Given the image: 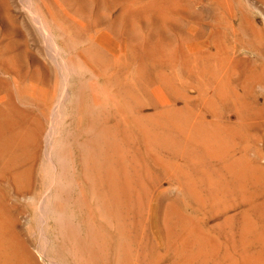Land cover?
Returning a JSON list of instances; mask_svg holds the SVG:
<instances>
[{
  "label": "rangeland",
  "instance_id": "obj_1",
  "mask_svg": "<svg viewBox=\"0 0 264 264\" xmlns=\"http://www.w3.org/2000/svg\"><path fill=\"white\" fill-rule=\"evenodd\" d=\"M0 221V264H264V0H0Z\"/></svg>",
  "mask_w": 264,
  "mask_h": 264
},
{
  "label": "bare ground",
  "instance_id": "obj_2",
  "mask_svg": "<svg viewBox=\"0 0 264 264\" xmlns=\"http://www.w3.org/2000/svg\"><path fill=\"white\" fill-rule=\"evenodd\" d=\"M231 167V166H230ZM225 180V179H224ZM63 204V203H62ZM61 209H62V207H61ZM1 222V221H0ZM2 224V223H1ZM73 231V230H72ZM93 234V233H92ZM98 235V234H97ZM100 238V237H99ZM90 241V240H89ZM2 245V244H1ZM75 245V244H74ZM27 246V245H26ZM77 246V245H76ZM1 247V246H0ZM28 248V247H27ZM1 249H2V247H1ZM89 249V248H88ZM24 253H25V251H24ZM103 255V254H102ZM4 256V255H3ZM92 256V255H91ZM86 257V256H85ZM25 258H27V257H25ZM25 260H27V259H25ZM33 260V259H32ZM20 261H22V260H20ZM255 261V260H254ZM29 262L31 263V261L29 260ZM26 263L28 264V262L26 261ZM253 263V262H252ZM251 263V264H252ZM33 264V263H32ZM95 264V263H94ZM238 264V263H237ZM256 264V263H255Z\"/></svg>",
  "mask_w": 264,
  "mask_h": 264
}]
</instances>
